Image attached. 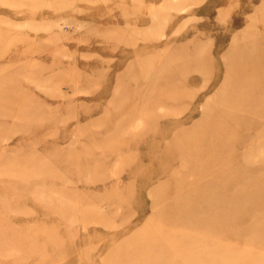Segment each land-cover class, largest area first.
Instances as JSON below:
<instances>
[{"label": "rangeland", "instance_id": "rangeland-1", "mask_svg": "<svg viewBox=\"0 0 264 264\" xmlns=\"http://www.w3.org/2000/svg\"><path fill=\"white\" fill-rule=\"evenodd\" d=\"M0 264H264V0H0Z\"/></svg>", "mask_w": 264, "mask_h": 264}]
</instances>
